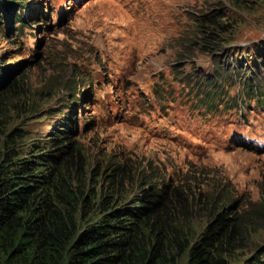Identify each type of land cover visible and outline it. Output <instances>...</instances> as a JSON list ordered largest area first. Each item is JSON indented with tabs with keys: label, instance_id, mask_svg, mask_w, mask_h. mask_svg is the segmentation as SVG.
I'll return each mask as SVG.
<instances>
[{
	"label": "rangeland",
	"instance_id": "rangeland-1",
	"mask_svg": "<svg viewBox=\"0 0 264 264\" xmlns=\"http://www.w3.org/2000/svg\"><path fill=\"white\" fill-rule=\"evenodd\" d=\"M29 1L45 18L19 38L4 23L0 59L25 63L15 77L26 74L38 107L34 139H48L75 103L89 175L123 166L129 190L145 171L160 184L223 188L241 216L264 222V88L247 95L261 84L244 75L264 54V0ZM216 10L233 29L208 55L192 42ZM251 240L237 263L264 247V227Z\"/></svg>",
	"mask_w": 264,
	"mask_h": 264
},
{
	"label": "trees",
	"instance_id": "trees-1",
	"mask_svg": "<svg viewBox=\"0 0 264 264\" xmlns=\"http://www.w3.org/2000/svg\"><path fill=\"white\" fill-rule=\"evenodd\" d=\"M43 18L29 0H0V29L6 23L8 34L39 30ZM231 27L216 10L197 25L192 48L215 54ZM258 60L244 75L261 85H248L247 95L264 88V54ZM9 62L0 59V264H264V247L237 263L264 222L241 216L226 195L153 184L146 171L129 190L123 166L101 174L96 164L89 175L75 103L49 139H34L28 128L38 107L26 74L15 77L25 63Z\"/></svg>",
	"mask_w": 264,
	"mask_h": 264
},
{
	"label": "clouds",
	"instance_id": "clouds-1",
	"mask_svg": "<svg viewBox=\"0 0 264 264\" xmlns=\"http://www.w3.org/2000/svg\"><path fill=\"white\" fill-rule=\"evenodd\" d=\"M78 1H81V0H78ZM32 5V4H31ZM34 6V5H33ZM42 13H44L45 14V12H42ZM24 15V14H23ZM50 20V23H51V19H49ZM3 28V27H2ZM25 33V32H24ZM14 43L16 42V41H13ZM78 108H79V106H78ZM71 110V109H70ZM78 111V110H77ZM70 112V111H69ZM69 112H67V113H69ZM66 113V114H67ZM76 115H77V112H76V114L74 115V119H75V124H74V126L76 127V129H75V131H76V133L78 134V127H77V125H76ZM60 122H62V121H60ZM60 122L58 123V124H54L53 126H52V129H53V132L54 131H57V125H59L60 124ZM51 135H52V133H50V135H49V138L51 137ZM79 135V134H78ZM78 135H77V141H78ZM48 138V139H49ZM240 143H242V144H245V145H247L248 146V148H245V149H252V147H251V144L249 143V142H244V141H241ZM140 178H141V176L139 177V179H138V176H137V178H136V180H135V182H139L140 181ZM148 178H150V177H148ZM151 179V178H150ZM152 180V179H151ZM152 182H153V184L154 183H160V181H159V178L158 179H156V180H152ZM214 190H215V192L216 193H219V194H222V195H225V194H227L224 190H223V188H220V189H218L217 187L216 188H214Z\"/></svg>",
	"mask_w": 264,
	"mask_h": 264
},
{
	"label": "bare ground",
	"instance_id": "bare-ground-1",
	"mask_svg": "<svg viewBox=\"0 0 264 264\" xmlns=\"http://www.w3.org/2000/svg\"><path fill=\"white\" fill-rule=\"evenodd\" d=\"M85 98V97H84ZM164 187V186H163Z\"/></svg>",
	"mask_w": 264,
	"mask_h": 264
}]
</instances>
